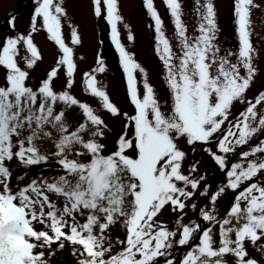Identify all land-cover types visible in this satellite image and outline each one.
<instances>
[{
	"label": "snow or ice",
	"instance_id": "snow-or-ice-1",
	"mask_svg": "<svg viewBox=\"0 0 264 264\" xmlns=\"http://www.w3.org/2000/svg\"><path fill=\"white\" fill-rule=\"evenodd\" d=\"M164 2L173 23L170 35L154 0H144L168 90L162 102L147 70L121 42L119 0H93L95 16L111 26L134 106V114L122 113L111 100L95 74L106 70L98 57L97 67L84 73L85 89L111 116L127 118L112 150L102 142L111 130L101 112L70 91L77 64L64 38L68 14L63 0H35L32 32L42 22L59 49L56 65L37 88L27 83L28 70L42 59L32 33L9 37L0 46V67L6 73L0 86V264H50V257L66 247L77 264H160L162 257L164 264H228L229 256L235 264H258L246 246L247 241L256 245L264 240V140L251 143L264 133V91L247 97L258 71L251 41V10L257 5L235 0L239 46L232 51L218 43L213 0H194L198 23L191 32L181 0ZM70 38L73 45L82 42L75 25ZM128 39H134L131 32ZM61 67L67 81L57 91L53 81ZM236 103L246 107L234 116ZM73 108L82 120H69ZM180 139L190 146L216 141L219 154L211 147L207 152L219 169H226V183L211 194L213 207L201 214L209 225L219 226L218 240L212 227L196 221L178 219L171 228L160 220L166 206L184 209V201L204 179L192 175L195 164L185 174L187 153ZM48 142L52 149L42 150ZM229 154L239 160L230 163ZM13 160L24 168L54 161L62 174L39 175L24 183L25 173L13 185ZM227 190L235 194L234 202L218 218L215 205ZM117 223L125 229L124 239L111 236ZM177 245L186 248L179 260L173 254ZM259 247L264 249V243Z\"/></svg>",
	"mask_w": 264,
	"mask_h": 264
},
{
	"label": "rangeland",
	"instance_id": "rangeland-1",
	"mask_svg": "<svg viewBox=\"0 0 264 264\" xmlns=\"http://www.w3.org/2000/svg\"><path fill=\"white\" fill-rule=\"evenodd\" d=\"M22 0H0V46H2L7 38L15 37L19 34L32 33L34 43L38 46L42 59L38 60L35 66L29 69L28 85L37 88L40 83L47 78V74L56 65L59 59L58 46L49 39L46 30L42 28V22L37 23V31L32 32L31 17L34 14L35 2L30 1L21 4ZM67 11V17L63 20V33L65 42L74 49V59L77 64V71L74 76V84L71 93L82 102L89 103L92 107L101 112L103 118L111 130L107 139L102 141L106 144L108 150L115 147V141L124 127L127 118L121 116L119 118L111 116L100 108L98 100L92 97L85 89L84 73L91 72L97 67L98 57H102L105 61L106 70L104 72L95 73L100 85L104 87L111 100L120 108L121 112H127L130 115L134 114V106L130 102L127 90V76L119 61V54L116 46L111 38V26H100V19L96 17L93 11V0H63ZM155 6L164 21V25L170 35L173 32V23L170 18V13L165 5L164 0H154ZM184 21L188 25L189 32L193 30L198 23V15L194 12L196 7L194 0H181ZM217 13V25L219 29L218 43L222 49L236 51L238 49V34L237 25L235 23V0H213ZM257 7L251 10V41L256 50L254 57V65L258 69L250 90L247 92L248 99L254 98L259 92L264 91V0H253ZM120 12L124 17L121 24L118 25L120 31L121 42L125 45L128 51L134 53L135 59L143 66L149 76V81L154 85L159 98L163 102L168 98V90L163 79V68L161 61L158 59L154 50V35L150 25L149 15L142 13L140 0H119ZM146 10V9H145ZM16 14L13 15V12ZM14 18V20H13ZM105 19V18H104ZM107 20V19H105ZM75 25L81 37V44L73 45L70 38L71 27ZM151 29V30H150ZM152 31V33H151ZM131 32L134 36L133 40L128 39V33ZM152 35V36H151ZM153 37V38H152ZM175 43V41H173ZM24 67L23 64H21ZM5 70L0 67V86L5 83ZM137 80L142 79V75L136 73ZM66 69L61 67L58 77L54 78V87L57 91L64 90L66 87ZM141 91L142 85H141ZM246 105L236 103L232 109V114L238 115L243 111ZM68 117L70 121L82 120L79 114V109L73 108L69 111ZM231 118V117H230ZM264 140V133L257 134L253 138L252 144ZM180 147L187 153L183 164L185 174H188L192 165L195 164L197 171L193 173L196 178L204 177L201 180V188L195 190V195L184 201L186 206L192 207V211L187 213L175 212L170 206H166L163 210V215L160 217L164 223L171 228L175 227L178 219L184 223L196 221L202 227H212L213 232L218 236V225H209V222L204 221L202 210L211 209L213 207L210 196L214 194L220 186L226 183V169H219L218 165L212 159L210 153L207 152L209 147L213 148L219 154V149L216 141L213 140L209 144L197 143L194 146L187 145L183 139L178 141ZM243 150H248V146H242ZM52 149L50 142L43 145L42 150ZM194 149V150H193ZM240 149H238V152ZM229 162H237L239 156L235 154L228 155ZM13 176L12 184L17 183L18 176L25 177L24 183L29 179L39 175L55 176L62 174L58 165L54 161L41 166H33L31 168L22 167L16 160L9 164ZM191 190V189H189ZM234 193L227 190L217 201L215 208L218 218H222L230 210L234 202ZM195 205V207H193ZM185 206V207H186ZM83 222V221H81ZM39 227V226H38ZM111 236L113 239L125 238V229L122 224L117 223L112 226ZM199 233L194 243H198ZM264 243V240L257 241L253 245L251 241L246 242L247 250L250 258L258 261V264H264V249L259 247ZM56 245H53L55 248ZM186 248L185 246H175L173 254L176 260H179ZM160 264H164L166 258H159ZM228 264H235L232 257H227ZM50 264H77L76 257L72 255L71 249L66 247L63 250H57L55 255L50 257Z\"/></svg>",
	"mask_w": 264,
	"mask_h": 264
},
{
	"label": "trees",
	"instance_id": "trees-1",
	"mask_svg": "<svg viewBox=\"0 0 264 264\" xmlns=\"http://www.w3.org/2000/svg\"><path fill=\"white\" fill-rule=\"evenodd\" d=\"M25 1H26V0H22V1H21V4H24Z\"/></svg>",
	"mask_w": 264,
	"mask_h": 264
}]
</instances>
